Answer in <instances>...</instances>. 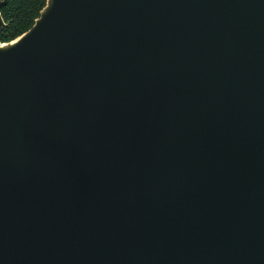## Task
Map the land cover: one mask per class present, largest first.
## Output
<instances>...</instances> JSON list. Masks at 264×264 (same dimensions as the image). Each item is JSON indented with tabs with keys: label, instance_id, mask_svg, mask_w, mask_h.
I'll list each match as a JSON object with an SVG mask.
<instances>
[{
	"label": "water",
	"instance_id": "95a60500",
	"mask_svg": "<svg viewBox=\"0 0 264 264\" xmlns=\"http://www.w3.org/2000/svg\"><path fill=\"white\" fill-rule=\"evenodd\" d=\"M0 264H264V0H47L0 42Z\"/></svg>",
	"mask_w": 264,
	"mask_h": 264
},
{
	"label": "trees",
	"instance_id": "16d2710c",
	"mask_svg": "<svg viewBox=\"0 0 264 264\" xmlns=\"http://www.w3.org/2000/svg\"><path fill=\"white\" fill-rule=\"evenodd\" d=\"M47 0H9L0 8L6 24L0 31V42H10L27 32L40 16Z\"/></svg>",
	"mask_w": 264,
	"mask_h": 264
}]
</instances>
